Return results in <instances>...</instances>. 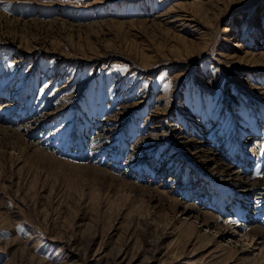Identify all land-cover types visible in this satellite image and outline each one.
<instances>
[{
	"label": "rangeland",
	"instance_id": "1",
	"mask_svg": "<svg viewBox=\"0 0 264 264\" xmlns=\"http://www.w3.org/2000/svg\"><path fill=\"white\" fill-rule=\"evenodd\" d=\"M0 126V264H264V0H0Z\"/></svg>",
	"mask_w": 264,
	"mask_h": 264
},
{
	"label": "bare ground",
	"instance_id": "2",
	"mask_svg": "<svg viewBox=\"0 0 264 264\" xmlns=\"http://www.w3.org/2000/svg\"><path fill=\"white\" fill-rule=\"evenodd\" d=\"M2 129H4V127L0 126V130H2ZM241 172H243L242 169H241ZM238 174H236V175H238ZM237 198L234 199L232 196H228L222 202L223 209L226 208L225 210L228 214H230L232 212L237 217H240L244 220V222L243 221L239 222L238 221L239 219L237 220V222H235L236 220L234 221L235 222V228L233 231H229L227 233L226 240L227 241L231 240L233 237H235V235H238L239 237H244L243 241H245L247 243H251L253 241L252 242L253 244L251 247L255 246L256 249H258V252L256 254L251 255V258H250L251 261L250 262H257L260 259L264 260V230L259 226L260 224L255 225V223H253V222H256V219H255L256 216L254 217V215H252L253 216L252 217L251 216L252 213L249 212L250 209H252V207L251 208L249 207L250 206V199L248 197H246V198H243L242 202H238ZM253 214H255V213H253ZM205 218H208V219L212 218V215L210 213H207L205 215ZM230 218L227 217L224 220L225 223H228L229 225L232 224L231 222L233 221L234 217H230ZM263 222L264 221H261V223H263ZM246 247H248V246H246ZM246 249L249 250V248H246ZM250 250L252 252V251H254V248H250ZM249 253H250V251H249Z\"/></svg>",
	"mask_w": 264,
	"mask_h": 264
}]
</instances>
